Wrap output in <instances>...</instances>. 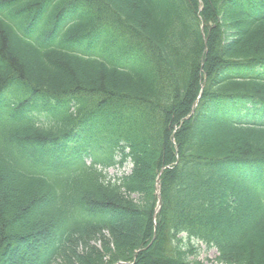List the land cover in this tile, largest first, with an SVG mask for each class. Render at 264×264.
Masks as SVG:
<instances>
[{
    "label": "trees",
    "instance_id": "16d2710c",
    "mask_svg": "<svg viewBox=\"0 0 264 264\" xmlns=\"http://www.w3.org/2000/svg\"><path fill=\"white\" fill-rule=\"evenodd\" d=\"M198 243L264 264V0H0V264Z\"/></svg>",
    "mask_w": 264,
    "mask_h": 264
},
{
    "label": "rangeland",
    "instance_id": "374dc122",
    "mask_svg": "<svg viewBox=\"0 0 264 264\" xmlns=\"http://www.w3.org/2000/svg\"><path fill=\"white\" fill-rule=\"evenodd\" d=\"M131 169H132V165L127 164L123 168L121 167L111 168L109 170V173L112 176H117V175H122L124 173H129L131 172ZM196 245L199 246L198 254L196 258L199 259V261H201L202 264H224L221 263L217 258L219 256V252L217 251V249L215 248L207 249V247L201 243H198Z\"/></svg>",
    "mask_w": 264,
    "mask_h": 264
}]
</instances>
